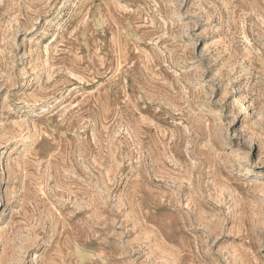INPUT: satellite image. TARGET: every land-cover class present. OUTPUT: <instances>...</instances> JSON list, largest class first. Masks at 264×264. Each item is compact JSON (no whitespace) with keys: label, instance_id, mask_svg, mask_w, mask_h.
Listing matches in <instances>:
<instances>
[{"label":"rangeland","instance_id":"obj_1","mask_svg":"<svg viewBox=\"0 0 264 264\" xmlns=\"http://www.w3.org/2000/svg\"><path fill=\"white\" fill-rule=\"evenodd\" d=\"M0 264H264V0H0Z\"/></svg>","mask_w":264,"mask_h":264}]
</instances>
